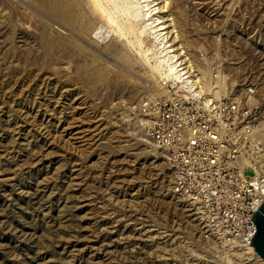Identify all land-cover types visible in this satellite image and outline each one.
I'll return each instance as SVG.
<instances>
[{
	"label": "rangeland",
	"instance_id": "rangeland-1",
	"mask_svg": "<svg viewBox=\"0 0 264 264\" xmlns=\"http://www.w3.org/2000/svg\"><path fill=\"white\" fill-rule=\"evenodd\" d=\"M52 1L0 0V264H263L170 193L134 110L159 75L143 52ZM164 1L192 63L253 82L263 120L264 0Z\"/></svg>",
	"mask_w": 264,
	"mask_h": 264
},
{
	"label": "built area",
	"instance_id": "built-area-1",
	"mask_svg": "<svg viewBox=\"0 0 264 264\" xmlns=\"http://www.w3.org/2000/svg\"><path fill=\"white\" fill-rule=\"evenodd\" d=\"M208 66V90L201 89L196 70L184 66L191 84L159 78L163 93L153 94L150 85L134 110L166 161L170 193L190 205L204 237L245 248L255 230L252 216L264 201V138L256 129L263 115L253 102V82L227 86L225 74Z\"/></svg>",
	"mask_w": 264,
	"mask_h": 264
},
{
	"label": "bare ground",
	"instance_id": "bare-ground-1",
	"mask_svg": "<svg viewBox=\"0 0 264 264\" xmlns=\"http://www.w3.org/2000/svg\"><path fill=\"white\" fill-rule=\"evenodd\" d=\"M61 1L53 0L52 5L59 6ZM87 2L99 18L105 24L114 27L116 33L128 45H136L143 52L148 64L159 74L156 80L150 82V85H154L153 94L161 95L163 93L162 88L157 83L159 78H166L173 83L183 81L191 84L189 77L184 75V66L185 68L187 66L193 67L196 70L198 82L202 85L201 89L208 90L207 71L195 65L194 62L192 63L179 44L173 18L170 15H166V17L163 15L167 14L166 1H164L163 7H159L157 4L152 6L153 0H87ZM118 13H121L126 19V27L119 23L116 17ZM177 44L178 46H175ZM147 82L149 81H145V83ZM256 129L259 133L261 132L260 134L264 138V119L259 121ZM240 251L246 253L245 260L253 256L264 264V261L253 251L251 245L240 248Z\"/></svg>",
	"mask_w": 264,
	"mask_h": 264
},
{
	"label": "water",
	"instance_id": "water-1",
	"mask_svg": "<svg viewBox=\"0 0 264 264\" xmlns=\"http://www.w3.org/2000/svg\"><path fill=\"white\" fill-rule=\"evenodd\" d=\"M252 221L255 230L250 245L253 251L264 261V201L254 212Z\"/></svg>",
	"mask_w": 264,
	"mask_h": 264
}]
</instances>
